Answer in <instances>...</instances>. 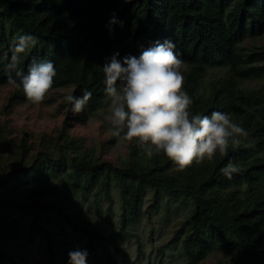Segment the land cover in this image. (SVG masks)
Here are the masks:
<instances>
[{
	"label": "trees",
	"instance_id": "1",
	"mask_svg": "<svg viewBox=\"0 0 264 264\" xmlns=\"http://www.w3.org/2000/svg\"><path fill=\"white\" fill-rule=\"evenodd\" d=\"M263 36L264 0H0L7 108L72 88L64 126L86 123L130 72L151 70L154 86L168 67L191 65L185 121L152 147V130L140 134L117 165L65 128L9 145L0 125V264H29L37 241L44 264H125L122 233L83 211L106 204L111 220L115 192L126 232L149 194L151 209H189L170 243L188 264L214 252L231 254L219 264H264Z\"/></svg>",
	"mask_w": 264,
	"mask_h": 264
},
{
	"label": "rangeland",
	"instance_id": "2",
	"mask_svg": "<svg viewBox=\"0 0 264 264\" xmlns=\"http://www.w3.org/2000/svg\"><path fill=\"white\" fill-rule=\"evenodd\" d=\"M255 50H264V36L257 40ZM190 68L189 64L168 67L154 86L150 84L151 70L132 71L127 83L103 109L86 123L72 119L66 127L68 106L64 105L70 100L72 88L57 89L42 98L7 108V99L14 86H0V125L5 128L9 145L18 143L24 135L30 142L39 144L44 136L56 137L65 128L71 136L84 138L87 147L94 148L103 160L117 165L129 157L130 147L140 134L152 130L147 139L149 147H152L172 138L175 126L185 121L180 86L184 72ZM259 84L258 81L250 83L253 87ZM115 199L116 214L111 220H108L106 204L102 213L90 209V202L83 211H89L102 230L122 233L127 251L125 264H188L179 247L170 243L189 209L175 205L168 211L166 203L160 204L157 210L151 209L149 194L145 200L143 221L137 228L126 232L120 229V198L116 192ZM139 246L141 252L138 251ZM29 251V264H44L38 241ZM230 258L229 253L214 252L200 264H219ZM77 260L79 264H93L87 255Z\"/></svg>",
	"mask_w": 264,
	"mask_h": 264
}]
</instances>
